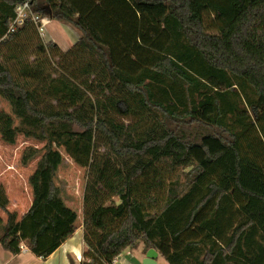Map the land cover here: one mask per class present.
<instances>
[{"label": "trees", "instance_id": "obj_1", "mask_svg": "<svg viewBox=\"0 0 264 264\" xmlns=\"http://www.w3.org/2000/svg\"><path fill=\"white\" fill-rule=\"evenodd\" d=\"M25 1L77 42L31 19L7 32ZM0 97L1 138L44 142L27 211L0 189L4 250L45 258L75 231L63 148L87 167L80 264L139 243L168 264H264V0H0Z\"/></svg>", "mask_w": 264, "mask_h": 264}, {"label": "rangeland", "instance_id": "obj_2", "mask_svg": "<svg viewBox=\"0 0 264 264\" xmlns=\"http://www.w3.org/2000/svg\"><path fill=\"white\" fill-rule=\"evenodd\" d=\"M49 18L45 20L48 22ZM64 23V22H60ZM67 24V23H64ZM68 25V24H67ZM211 32L213 30H210ZM43 35L47 39L50 35H59L58 28H54L51 25L43 26ZM0 110H4L8 113L11 112L10 105L0 97ZM17 123V119L15 120ZM44 142L28 138L22 134H17L13 143L5 142L0 135V189L4 191L8 199L7 210L16 211L18 217L23 211V207L17 206L14 202L15 198H18L19 188L25 193L30 192V184L28 181L29 176L34 171L37 165V161L42 153V147ZM37 148L38 154L29 160L27 163L22 162V157L28 148ZM64 156L63 162L59 166L55 182L62 189V196L65 199V203L71 205V208L77 212L76 227L82 220V197L87 175V167L76 164L71 157H69L63 148H59ZM30 186V187H29ZM20 201V199H19ZM81 202V208L80 207ZM22 208V210H21ZM0 217L3 221L6 220V213L0 209ZM140 244L137 247H133L131 252L137 257V259L143 254L140 249ZM127 253H124V256ZM120 257H123L122 255ZM140 259V258H139ZM154 264H168L167 261L159 254L156 257V263Z\"/></svg>", "mask_w": 264, "mask_h": 264}, {"label": "crops", "instance_id": "obj_3", "mask_svg": "<svg viewBox=\"0 0 264 264\" xmlns=\"http://www.w3.org/2000/svg\"><path fill=\"white\" fill-rule=\"evenodd\" d=\"M46 18H41V35L46 41H54L58 44V46L63 50H68L72 45H74L80 37V32L73 28L71 25H67L64 23H60L61 21H57L54 19L48 20L45 23ZM51 25L54 28H58L59 35H50L49 38H45L43 35V26ZM30 187V186H29ZM18 194L20 195L18 198L14 199V202L17 206L23 207V211H21L19 217L27 211L32 201V189L30 187V192L24 194L23 190L19 188ZM20 199V201H19ZM67 204V202H66ZM69 207L71 205L67 204ZM81 208V202L80 207ZM22 210V208H21ZM140 249H142L143 254L137 259V257L133 254V252L129 251L132 248H126L121 255V261L117 264H142V260L145 257V253L143 250L142 244H140ZM20 252L18 254H12L7 250H4L0 246V264H70V257L74 260L76 264H80L83 261H87L83 257V253L86 250L85 244L83 242V227L82 220L79 225H77L75 231L50 255L45 258L37 257L34 255L25 245L22 244L20 248ZM124 253L127 255L124 256ZM159 253L156 257H158ZM155 257V263H156ZM109 264H113L112 262Z\"/></svg>", "mask_w": 264, "mask_h": 264}, {"label": "built area", "instance_id": "obj_4", "mask_svg": "<svg viewBox=\"0 0 264 264\" xmlns=\"http://www.w3.org/2000/svg\"><path fill=\"white\" fill-rule=\"evenodd\" d=\"M31 19L34 22H39L41 20L40 15L33 14L30 11V6L28 1L23 2L22 4L16 6L15 8V17L9 24V27L7 29V32H13L16 30L17 27L21 26L25 20ZM22 247V244L20 245V248ZM121 254L115 256L112 259L113 264H117L121 261Z\"/></svg>", "mask_w": 264, "mask_h": 264}, {"label": "water", "instance_id": "obj_5", "mask_svg": "<svg viewBox=\"0 0 264 264\" xmlns=\"http://www.w3.org/2000/svg\"><path fill=\"white\" fill-rule=\"evenodd\" d=\"M45 10L47 14H51V10L48 6H45ZM158 252L154 248L147 249L145 253V257L142 260V264H154L155 263V257L157 256Z\"/></svg>", "mask_w": 264, "mask_h": 264}]
</instances>
